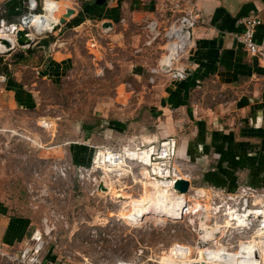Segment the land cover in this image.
<instances>
[{
    "label": "rangeland",
    "instance_id": "obj_1",
    "mask_svg": "<svg viewBox=\"0 0 264 264\" xmlns=\"http://www.w3.org/2000/svg\"><path fill=\"white\" fill-rule=\"evenodd\" d=\"M41 8L42 4L39 11L43 13ZM43 14L47 15L48 11L45 9ZM56 33L35 38L51 39ZM145 35L147 45L143 46L154 49L144 54L149 65H153L157 55H162L163 60L165 42L161 37L153 39L151 28H147ZM80 36H69L77 57L67 76L57 85H41L42 97L36 110L21 114L7 110L5 103L0 110L4 116L14 119L8 126L0 122V177L7 178L13 210L31 217L33 228L47 231L44 261L51 264H240L243 246L239 245L251 242L255 246L248 247H254L256 260L264 264L258 260V252L264 254L261 243L264 235L256 228L234 229L235 224L229 222V213L236 207L238 197L231 199L229 194L233 196L234 192L204 185L201 181L204 170H199L187 157H180L178 151L179 173L191 182L185 199L179 195L182 206L162 204L171 197L172 190L165 194V189L150 183V170L143 165L133 161H129L130 168L121 166L120 169L92 165V159L102 148L118 151L125 144L134 148L140 143L159 142L164 129L160 125L156 129L155 120L147 115L149 104L155 99L148 89L149 82L135 80V75L125 71L118 62L130 57L131 46L125 45L122 50L115 45L111 51L103 52L100 43L92 47ZM92 49L103 52L102 57L93 59ZM19 52L21 49L16 48L10 53H0V57L10 59ZM121 84L124 85L121 91L126 94L125 118L131 122L126 129L128 137H103L101 116L108 109L109 116L118 118L120 104L115 99ZM6 100L1 94L0 101ZM109 102L111 105L106 107ZM7 111L10 112L7 114ZM135 113L139 114L138 121H132ZM43 118L55 124L53 129L41 128ZM86 123L96 125L93 130L97 145L89 166L76 167L71 164L68 146L80 142L81 139L73 136ZM51 131L54 133L50 137ZM150 133H158V137L150 138ZM57 145L60 153L44 152V148ZM130 156L135 160L134 153ZM100 183L107 189L105 192L99 191ZM257 243L261 246H256Z\"/></svg>",
    "mask_w": 264,
    "mask_h": 264
},
{
    "label": "crops",
    "instance_id": "obj_2",
    "mask_svg": "<svg viewBox=\"0 0 264 264\" xmlns=\"http://www.w3.org/2000/svg\"><path fill=\"white\" fill-rule=\"evenodd\" d=\"M52 1L63 11L72 8L74 14L55 36L48 38V49H29L17 53L18 60L13 56L4 59L10 76L0 84V95L7 98L6 102L0 101V110L4 103L7 110L21 114L37 109L41 85H57L77 57L69 36L81 35L92 47L98 42L103 52L111 51L115 45L122 50L130 45V57L118 62L135 75V80L154 79L148 89L155 99L151 100L147 115L155 120L156 129L158 125L164 129L159 138L176 136L179 156L187 157L199 170L218 171L227 180L228 192L240 187L264 190V60L251 56L235 38L243 30L242 19L256 15L261 24L254 39H264V0H193L192 6L182 4L181 0ZM176 3L182 12L189 7L200 16L193 30V43L177 66L188 70L182 81H171L161 72L152 74L151 70L160 66L162 55H157L156 62L149 65L144 53L154 47L143 46L147 45V28L155 23L157 38L164 40L165 49L163 33L182 14L176 10ZM22 6V0H0V8L10 21L19 17ZM78 15L82 22L70 27L68 24ZM105 23L109 27L104 28ZM91 51L93 59L103 55L99 50ZM165 54L166 51L164 57ZM137 67L140 73L135 72ZM122 87L123 84L117 87L115 99L120 104L118 118L109 116L108 109L101 116L103 137H128L126 129L131 122L125 118L126 94ZM110 105L106 103V107ZM138 115L135 113L132 121H138ZM110 117L113 119L108 120ZM44 119L47 118H43L41 128L53 129L55 124ZM13 121V117L0 113L2 124L8 126ZM93 124L80 125L73 138L82 141L68 146L71 164L76 167H88L91 163L97 145ZM149 137L156 139L158 133H150ZM58 146L44 148V152L60 153ZM6 179L0 177V248L12 254L22 247L34 228L31 217L13 210Z\"/></svg>",
    "mask_w": 264,
    "mask_h": 264
},
{
    "label": "built area",
    "instance_id": "obj_3",
    "mask_svg": "<svg viewBox=\"0 0 264 264\" xmlns=\"http://www.w3.org/2000/svg\"><path fill=\"white\" fill-rule=\"evenodd\" d=\"M48 2L53 1L22 0L23 10L19 17L14 21H9L5 10L0 8V37H6L15 42V45L11 44L13 47L12 51L16 50V48H20L16 44L17 32L19 30H25V22L31 17L43 14L44 6ZM181 3L187 4V6H192L193 0H181ZM41 4V10L43 13H40L39 11ZM174 6L176 10L180 8L179 3H176ZM179 12L181 13L182 11L180 10ZM199 19L200 16L196 10L186 7L182 14H180V16L168 26L163 33V38L166 41V54L164 59L168 56L170 58L169 69L163 70L161 62L160 66H158L159 69L154 68L151 70L152 74L161 72L171 81H182L185 79V72L182 68L177 66L185 57L193 43V30ZM260 24L261 20L258 16H245L242 19L243 30L237 34L235 38L237 44L245 49L251 56L264 60V39L261 42H256L254 39L256 29ZM150 27L154 32L153 39L157 38L159 34L155 31V23H151ZM26 31L29 32V30ZM153 81L154 79L151 77L149 82L152 83ZM6 82L7 76L5 74H0V84ZM146 152H148V162L145 166L144 162L141 161V156ZM132 153L135 154V160L134 157L130 156ZM176 154L177 140L175 137L169 136L161 139L159 142L140 143L139 145L134 146V148L123 147L118 151L109 148H102L92 159V165L98 166V164H101L108 168L116 166L120 169L121 166L124 168H130L132 163L129 161H133L149 168L150 183L160 185L163 190L165 188L173 190L175 182L179 179H183L176 163ZM124 156H126V160L123 159V163H121L119 158H123ZM165 185H167V187H165ZM233 192V196L229 194V198L232 199L238 197V203L229 213L228 218L231 224H235L234 229L250 230L256 228L260 234L264 235V193L260 194L259 190L251 187H240ZM258 202H260L259 206H257ZM239 203L240 206L238 207ZM250 216L253 219H250ZM46 232L47 231L40 228H34L32 233L22 244V247L12 254L4 252L0 248V264H51L50 262H45L43 259V250L45 246L44 235ZM248 243L252 244L251 242H243L239 246L247 245ZM256 246L261 245L257 243Z\"/></svg>",
    "mask_w": 264,
    "mask_h": 264
},
{
    "label": "water",
    "instance_id": "obj_4",
    "mask_svg": "<svg viewBox=\"0 0 264 264\" xmlns=\"http://www.w3.org/2000/svg\"><path fill=\"white\" fill-rule=\"evenodd\" d=\"M74 14V10L72 8H66L64 10V13L61 14L58 24H56L52 32L50 33H56L60 30L62 26H64L67 22V19H69L72 15ZM109 23H105L103 27L107 28L109 27ZM0 43L5 45L8 50L6 51L7 53H10L13 49V47L9 43L0 40ZM16 44L20 47L21 53L27 52L29 49H38V48H44L48 49L49 47V40L47 37L43 38H31L30 33L26 30H19L16 34ZM4 53V52H2ZM20 54V53H19ZM169 56L166 57L165 61L162 63V69L163 70H168L169 69ZM185 74L187 73L188 70H185L182 68ZM136 73H140V67L135 68ZM201 181L204 185H206L209 188L215 189V190H220V191H225L227 189V180L225 177H223L218 171L216 170H206L201 174ZM190 184L191 182L186 179H179L175 182L173 186V190L177 194H187L189 189H190ZM99 191L105 192L106 188L103 186L102 183L99 184L98 186Z\"/></svg>",
    "mask_w": 264,
    "mask_h": 264
},
{
    "label": "bare ground",
    "instance_id": "obj_5",
    "mask_svg": "<svg viewBox=\"0 0 264 264\" xmlns=\"http://www.w3.org/2000/svg\"><path fill=\"white\" fill-rule=\"evenodd\" d=\"M44 8L48 11V14L47 15H44V14H41V15H37V16H42L40 18H34V17H37V16H34V17H31L27 22H25V26H24V29L25 30H29L30 32V37L31 38H35V36H38V35H42L44 33H50L52 32V29L53 27L58 24V21H59V18L61 16V13H60V7L57 3H54V2H48ZM44 9V11H45ZM29 21H31V23H29ZM0 40H4L6 42L9 43V46L12 44V45H15L14 41H11L9 40L8 38H0ZM8 50V48L1 44L0 43V53L2 52H6ZM165 59H163L162 63L164 62ZM148 156V152H146L143 156H141V161L144 162L145 166L147 164V157ZM121 163H123V159H126L125 156L122 158L120 157L119 158ZM116 161V160H114ZM154 184V183H153ZM156 187H160V185H156L154 184ZM165 187H167V185H165ZM166 190V193L167 194V191L169 189L165 188ZM172 190V189H170ZM179 195H182V198L185 199V196L186 194H177L174 192V190H172L171 192V197L169 199H167L166 201H162L165 205H174V206H182L184 205L183 203V200H180V197ZM263 243L262 246H264V242H261ZM251 245H254V244H250L248 243L247 245H243L242 247V252L241 253V258H239L240 260L238 261V263L240 264H243L244 262L246 264H259L258 261L256 260V254H257V251L254 249V247H248V246H251ZM255 246V245H254ZM243 254V255H242ZM258 257H259V262H263L264 263V254H260L259 255V252H258ZM244 263V264H245ZM197 264V263H195ZM200 264H204V263H200Z\"/></svg>",
    "mask_w": 264,
    "mask_h": 264
},
{
    "label": "trees",
    "instance_id": "obj_6",
    "mask_svg": "<svg viewBox=\"0 0 264 264\" xmlns=\"http://www.w3.org/2000/svg\"><path fill=\"white\" fill-rule=\"evenodd\" d=\"M8 19V18H7ZM9 20V19H8ZM10 21V20H9ZM82 22V18L80 15L76 16L71 20V22L68 24L70 27L77 26ZM20 58L19 54H14L13 59L18 60ZM0 74H5L7 77L10 76V71L8 68L7 63L4 61L3 57H0Z\"/></svg>",
    "mask_w": 264,
    "mask_h": 264
}]
</instances>
